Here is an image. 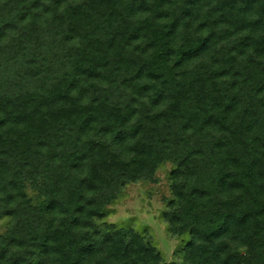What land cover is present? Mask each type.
I'll return each instance as SVG.
<instances>
[{
	"label": "trees",
	"instance_id": "obj_1",
	"mask_svg": "<svg viewBox=\"0 0 264 264\" xmlns=\"http://www.w3.org/2000/svg\"><path fill=\"white\" fill-rule=\"evenodd\" d=\"M167 163L161 219L107 218ZM0 264H264V0H0Z\"/></svg>",
	"mask_w": 264,
	"mask_h": 264
},
{
	"label": "rangeland",
	"instance_id": "obj_2",
	"mask_svg": "<svg viewBox=\"0 0 264 264\" xmlns=\"http://www.w3.org/2000/svg\"><path fill=\"white\" fill-rule=\"evenodd\" d=\"M167 163L156 173V181L142 180L129 184L121 198L110 206L112 213L107 218L112 223H130L133 226H147L158 247L171 262L179 259L175 249L178 240L168 233L161 215L166 209V201L170 198V168ZM5 229V222L0 221V232Z\"/></svg>",
	"mask_w": 264,
	"mask_h": 264
}]
</instances>
